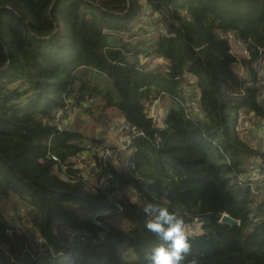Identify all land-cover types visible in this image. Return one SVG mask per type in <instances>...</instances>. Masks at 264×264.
Returning <instances> with one entry per match:
<instances>
[{
	"label": "trees",
	"instance_id": "1",
	"mask_svg": "<svg viewBox=\"0 0 264 264\" xmlns=\"http://www.w3.org/2000/svg\"><path fill=\"white\" fill-rule=\"evenodd\" d=\"M85 107L141 134L134 177L75 165L85 135L55 118ZM238 113L264 123V0H0V201L36 228L32 241L0 213V264H147L164 243L144 227L148 201L200 224L184 264H264V186L242 178L264 153L239 139Z\"/></svg>",
	"mask_w": 264,
	"mask_h": 264
},
{
	"label": "rangeland",
	"instance_id": "2",
	"mask_svg": "<svg viewBox=\"0 0 264 264\" xmlns=\"http://www.w3.org/2000/svg\"><path fill=\"white\" fill-rule=\"evenodd\" d=\"M144 11L146 13L145 15L142 16V19L140 20V22L143 24L145 23L144 27L149 29L150 27H148V23L151 18H149L146 8L144 9ZM232 45L235 47L233 48L234 53H236L237 55H241L240 47L236 44H232ZM238 71L239 73H241V69H239V67H236V72ZM242 76H243V80L248 82V80L245 79L247 77L245 72L241 73V77ZM186 102H188V104L191 105V102L189 99H187ZM165 106H166V102H161L159 104V107L157 110L158 115H161L165 111L166 109ZM85 110H87L86 107L84 108V110H78L77 112L75 111V109L68 111L66 117L69 119L71 118L72 120L71 129L77 132H80L86 137H88L89 143H91L90 145H92V148L100 146L101 143L107 144L108 138H106V135L105 137H102L101 139H98L97 136L99 133L103 134L101 131L104 129L106 132V129H108L114 121L118 120L116 119V117L119 118L118 117L119 115L114 110H108L106 112L107 117H105L101 115V112L97 108V109H92V114L90 118L89 113H86ZM242 115H243L242 113H238L237 134L239 136V139H241L246 145H248L250 149L253 150L255 153H264V142L261 139L262 128L258 129V127L252 124L247 118H242ZM109 117L111 118V121ZM67 118L65 119L66 123L64 124V126H67L66 125ZM93 120L95 121V123H93ZM104 120L108 121V124L106 126L103 125ZM84 123L89 124V128H87L86 126L83 128ZM260 123H263V122L261 121ZM118 134L120 135V138L123 137L121 127L118 130ZM120 138L115 137L114 141L117 142V145L120 143V140H119ZM95 139L98 140V142H95ZM121 142H123V139H121ZM83 155H85V153H83ZM115 155H117V153ZM114 161H118V158H116ZM262 162L263 161L259 158V156L246 157L244 159V167L247 169L246 170L247 174L242 176V178L249 180L251 184L253 183V187L261 186V183L259 182V180H256V178L253 177L251 174H252L253 168H255L256 166L262 165ZM85 165L86 164H84L82 168H84ZM115 167L119 171L122 170V168H119L117 165H115ZM25 208L26 207L23 204H21L15 199H8V200L0 201V213H2L11 224H15L16 222L14 223V221H17L18 222L17 229H19L22 232L27 233L29 236V239L34 241V239L31 237L35 233V231L33 232V229L35 230L36 228L34 226L29 225V221H31L30 216L32 215L29 214L28 210ZM185 231H186V234H199L200 224L197 223L194 226L193 225L186 226Z\"/></svg>",
	"mask_w": 264,
	"mask_h": 264
},
{
	"label": "clouds",
	"instance_id": "3",
	"mask_svg": "<svg viewBox=\"0 0 264 264\" xmlns=\"http://www.w3.org/2000/svg\"><path fill=\"white\" fill-rule=\"evenodd\" d=\"M141 211L146 217L145 229L164 242L145 251L147 264H184L190 245L183 218L151 201L143 202ZM191 264H196L195 260Z\"/></svg>",
	"mask_w": 264,
	"mask_h": 264
},
{
	"label": "built area",
	"instance_id": "4",
	"mask_svg": "<svg viewBox=\"0 0 264 264\" xmlns=\"http://www.w3.org/2000/svg\"><path fill=\"white\" fill-rule=\"evenodd\" d=\"M226 36L230 44H236L240 48L243 47L242 44L239 42H236L232 36L228 34ZM245 79L249 80V77L247 76ZM154 109L157 111L156 104H153L152 109L149 112H147V114L149 115V117L151 116L152 119H157L156 115L153 114ZM65 119L66 118L63 117L62 111H59L55 118V125L58 130H62L63 128L66 127L64 126V124L66 123ZM107 124H108V121L104 120L103 125L106 126ZM120 127L123 133V137H122L123 142H121V145L118 148H112L108 145H105L104 143H103L104 145L101 143L100 146H97L94 148H92V146H89V152L87 151L82 152L76 158L72 159L75 165L82 167L86 163L90 164V161L92 160L91 156H94L97 163L103 166H106V165L115 166L116 161L114 160L117 157L122 162L123 172L128 176L134 177V171H133L134 163L132 159L133 152H132V149H130V146L132 144V140L136 136L141 135V134L137 133L133 127H131L129 124L125 122H121ZM261 128H262L261 139L264 142V123L260 124L259 129ZM97 137L98 139H101L103 137V134L99 133ZM83 153H85V155H83ZM116 153L117 155H115ZM48 158H50V160L57 162L59 164L58 160L55 157L49 156ZM59 168L61 172L60 176L64 177L65 168L61 166L60 164H59ZM251 175L255 177L256 180H259V182L264 186V166L259 165L253 168ZM260 195L264 197V193H260ZM31 218L32 217L30 216V219ZM14 223L15 224H11V225L15 229V231L17 233H22V231L17 229L18 222L14 221ZM30 225L32 224L30 223ZM36 239H37L36 240L37 244L43 243V241L39 237Z\"/></svg>",
	"mask_w": 264,
	"mask_h": 264
},
{
	"label": "crops",
	"instance_id": "5",
	"mask_svg": "<svg viewBox=\"0 0 264 264\" xmlns=\"http://www.w3.org/2000/svg\"><path fill=\"white\" fill-rule=\"evenodd\" d=\"M76 113V112H75ZM90 116V115H89ZM105 116H107L106 115V113H105ZM119 117V116H118ZM90 118H91V116H90ZM110 118V117H109ZM116 119H118V120H116V121H114L113 123H112V125H110V127L108 128V129H106V132H105V129L104 130H102L101 132L103 133V137H105V135H106V138H108V142H107V144H108V146H110V147H112V148H118L120 145H121V139H122V137L120 138V135L118 134V130L120 129V123L122 122V119L119 117V118H117L116 117ZM110 121H111V118H110ZM93 123H95V121L93 120ZM67 127L68 128H70L71 129V125H72V120H71V118L69 119V118H67ZM87 127V128H89V124H85L84 123V125H83V128L84 127ZM115 137H118V138H120L119 140H120V143L117 145V142H115L114 140H115ZM91 143H89V140H88V137H86L85 136V140H84V143H83V145L85 146V147H88L89 148V146H92V145H90ZM105 144V143H104ZM107 144H105V145H107ZM117 158V157H116ZM115 165H117L119 168H122V162L118 159V161H116V164Z\"/></svg>",
	"mask_w": 264,
	"mask_h": 264
},
{
	"label": "water",
	"instance_id": "6",
	"mask_svg": "<svg viewBox=\"0 0 264 264\" xmlns=\"http://www.w3.org/2000/svg\"><path fill=\"white\" fill-rule=\"evenodd\" d=\"M219 223H221V224H223V225H228V226H230V227H234V226H238V225H239L238 221H236V220L230 218V217H229L228 215H226V214H223V215L221 216Z\"/></svg>",
	"mask_w": 264,
	"mask_h": 264
}]
</instances>
